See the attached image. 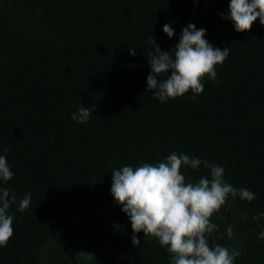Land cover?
Masks as SVG:
<instances>
[{"label":"trees","instance_id":"trees-1","mask_svg":"<svg viewBox=\"0 0 264 264\" xmlns=\"http://www.w3.org/2000/svg\"><path fill=\"white\" fill-rule=\"evenodd\" d=\"M229 3L0 0V155L14 172L0 187L17 197L0 264H170L153 236L136 233L141 244L133 246L130 219L110 189L113 169L171 152L223 166L227 183L256 193L252 201L229 197L211 216L218 228L208 239L239 251L234 264H264V216L253 219L264 213V25L257 19L235 31L220 15ZM189 23L229 56L195 100L189 90L160 102L145 91L151 37L172 51ZM81 105L95 109L86 123L71 119ZM181 171L194 182L210 170ZM27 193L31 205L20 212Z\"/></svg>","mask_w":264,"mask_h":264},{"label":"clouds","instance_id":"clouds-1","mask_svg":"<svg viewBox=\"0 0 264 264\" xmlns=\"http://www.w3.org/2000/svg\"><path fill=\"white\" fill-rule=\"evenodd\" d=\"M220 15L233 22L235 31H250L257 19L264 25V0H230L228 12ZM163 32L169 38L174 35V29L167 23L163 25ZM205 34L206 29H197L195 24L189 23L182 28L174 49L168 52L162 51L151 37L156 48L154 55L149 54L151 72L147 76L145 91L153 90L154 98L166 102L191 90V98L195 100L204 90L202 81L205 77L215 82L216 65L223 64L228 58L229 47L213 46L205 39ZM129 54H136L134 48L129 49ZM164 73L169 75L162 78ZM94 110L81 105L71 114V119L86 123ZM201 165L210 170L209 174L194 182H186L182 167L189 166L195 170ZM111 173L110 191L130 219L133 246H140L141 241L135 234L142 231L144 236L157 238L158 243L167 248L170 264H234L239 251L219 244L210 246L208 237L218 228L210 218L229 197L238 196L241 200L252 201L256 193L227 183L223 166L171 152L158 163H142L137 167L125 165ZM13 176L6 156L0 155V182L6 183ZM16 202L17 197L10 189L0 187V247H6L13 236L14 214H9V208ZM30 205L31 193H27L19 200L17 210L24 212ZM261 216L264 213H257L253 219ZM225 231L231 239L232 226L229 225ZM259 235L264 238V232Z\"/></svg>","mask_w":264,"mask_h":264}]
</instances>
